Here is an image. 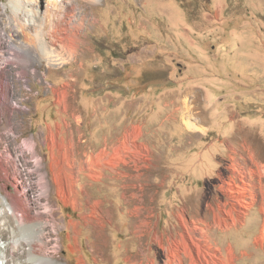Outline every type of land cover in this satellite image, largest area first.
<instances>
[{"label": "rangeland", "instance_id": "374dc122", "mask_svg": "<svg viewBox=\"0 0 264 264\" xmlns=\"http://www.w3.org/2000/svg\"><path fill=\"white\" fill-rule=\"evenodd\" d=\"M9 1L0 0V17L5 10L11 13ZM70 1L72 6H63L59 13L70 17L71 25L83 23L80 30L69 31L84 43L78 44L77 57L62 67L49 69L42 60L29 66L26 79L19 78L18 67L10 63L15 43L0 32V101L8 74L13 80L9 101H18L10 118L0 117V136L13 119L16 125L25 122L20 143L33 135L39 140L41 132L45 138L49 126L56 132L57 124L62 126L61 138L73 133L78 154L107 144L112 153L115 144L127 143L126 164L108 168L102 180L86 187L91 201H102V209L109 211V235L116 229L122 233L110 236L123 247V256L113 264H127L126 253L139 251L130 227L153 229L144 238L147 244L155 232L177 233L182 226L178 214H184L190 227L219 226L233 217L236 224L227 229L209 230V243L224 255L232 244L236 264H264V0H184L190 10L182 0ZM48 2L40 0L41 14ZM0 27H5L1 20ZM62 44L55 48L65 54ZM65 85H70L68 112L56 102L55 89L64 90ZM75 111L82 116L79 125L72 116ZM136 127L143 131L138 145H148L152 154L147 167L135 157ZM43 144L39 140L38 150L48 164L50 152ZM7 145L0 139V158L6 156ZM14 176L9 190L24 194ZM82 178L89 180L87 175ZM55 202L64 223L80 219L82 211L65 206L57 196ZM70 234L69 227L60 234L63 263L78 264L83 256L86 264H97L85 235L80 240L83 250L71 251ZM156 249L151 256L158 254ZM108 251L112 258L119 256L115 247Z\"/></svg>", "mask_w": 264, "mask_h": 264}, {"label": "bare ground", "instance_id": "6f19581e", "mask_svg": "<svg viewBox=\"0 0 264 264\" xmlns=\"http://www.w3.org/2000/svg\"><path fill=\"white\" fill-rule=\"evenodd\" d=\"M9 2L12 11L10 13L5 10L4 16L1 14L0 20L5 27L2 28L3 30L0 29V32L2 36H8V39H10L7 40L8 43H15L17 51H13L10 63L14 65L13 67H18L19 78L26 79L29 66L34 67L36 63L42 60H46L48 68L51 69L52 67L56 68L58 65L62 67V64L77 57L79 53L77 51L78 44L83 41L77 33L69 30L75 28L80 30L83 23L71 25V18H67L69 19L67 21L66 14L60 15L59 13V9L63 6L67 8L72 6L70 0H49L48 9L43 14L38 10L39 5H41L40 0H11ZM50 6L53 8H50ZM3 8H7L5 4ZM64 34L66 36L62 41ZM59 42H63L62 47L66 51L65 54L56 50L55 46ZM2 70L3 68L0 67V83H3L4 78ZM34 71L32 69L30 73L35 75ZM9 77V74L6 75L5 83L2 84L5 88V94L3 93L5 97L3 102L0 101V117H9L8 113L11 107H18V101L15 103L9 101L10 90L13 85V80ZM71 81H75V79ZM24 82H27V80H24ZM69 86L63 87L64 90L55 89L56 102L66 112L70 108L66 104ZM50 89H52V86ZM2 103L3 109H1ZM187 110L189 113L188 108ZM12 113L11 115H13ZM72 116L76 121L75 123L78 125L82 123V116L79 113L75 111ZM197 119L203 121L201 116ZM8 121V128L0 136L1 141L9 143L6 146V156L0 158V181H3L0 185V255L6 260V264H64L61 254L62 240L60 234L68 227L72 229V234L69 236L73 239V244L70 245L73 253L83 250L80 240L85 235L87 249L93 254L97 264H113L114 261L119 260L123 256L120 251L123 248L122 243L117 245L115 241L111 240V242L110 236L120 237L122 233L116 229L109 235L106 224V221H110L109 211L106 213L102 209V201H91L86 187L91 186V181L102 180L108 168L115 169L120 163L126 164L124 154L127 151L125 150L127 143L120 141L119 144H115L112 153L108 151L107 147L109 149L110 147L107 144L96 152L89 153L83 150V155L82 153L80 155L77 152L78 144L73 133L68 139L61 138V124L56 125V132L49 126L48 129L50 130L45 138L41 139L43 132L40 133V139L38 138L47 145L50 152V161L46 164L45 157L38 150L39 140L35 135L24 137L20 143L19 139L24 135L22 136V131L19 133V129L25 127V122L21 121V125H16L13 119ZM187 125L190 128L192 127V124L188 123ZM66 126L70 128L68 123H66ZM142 136V127H136L134 133V143L136 144L134 148L137 150V155L135 157L137 156L138 160L140 159L147 167V162L153 159L148 145L144 143L138 145L137 141ZM82 138H79L81 147L83 146ZM10 141H14V143ZM8 163H10V166ZM231 170L235 172L236 165L231 166ZM12 173L15 175L14 177L21 180L25 189L24 194H14L9 190V187L12 186L10 182ZM83 175H87L89 180L83 182ZM34 181H36L35 184ZM29 183L32 185L30 188L27 187ZM81 192H84L86 201L80 199ZM55 196L65 206H72L76 211H82L80 219H71L67 225L62 219L58 218V210L60 209L55 202ZM49 215L52 216L51 219ZM178 218L182 226L177 233L171 231L169 235H159L155 232L152 242L147 244L144 242V238L153 229L142 226L130 227L132 234L140 244L137 254L126 253V263L236 264L237 257L232 244L227 245L226 255H224L221 248L211 245L207 239L210 229L225 230L236 224L233 217L230 223L205 227H198L197 225L190 227L184 214H178ZM257 243L259 242L257 241ZM111 247H115V251L118 250L117 255L119 256L113 258L108 256V250ZM154 249L158 251L155 257L151 256ZM20 253H23L24 257L20 256ZM243 255H247V252H243ZM78 260V264H86L83 256H80Z\"/></svg>", "mask_w": 264, "mask_h": 264}, {"label": "trees", "instance_id": "16d2710c", "mask_svg": "<svg viewBox=\"0 0 264 264\" xmlns=\"http://www.w3.org/2000/svg\"><path fill=\"white\" fill-rule=\"evenodd\" d=\"M183 1V4H184V7L186 8V10H190V6L186 4V2L184 0Z\"/></svg>", "mask_w": 264, "mask_h": 264}]
</instances>
